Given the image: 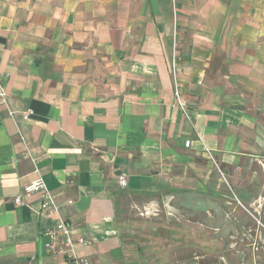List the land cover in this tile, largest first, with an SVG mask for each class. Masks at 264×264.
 Wrapping results in <instances>:
<instances>
[{
  "label": "crops",
  "instance_id": "0c3cea01",
  "mask_svg": "<svg viewBox=\"0 0 264 264\" xmlns=\"http://www.w3.org/2000/svg\"><path fill=\"white\" fill-rule=\"evenodd\" d=\"M0 83V264H71L13 203L38 177L90 264L130 214L264 223V0H0Z\"/></svg>",
  "mask_w": 264,
  "mask_h": 264
},
{
  "label": "rangeland",
  "instance_id": "374dc122",
  "mask_svg": "<svg viewBox=\"0 0 264 264\" xmlns=\"http://www.w3.org/2000/svg\"><path fill=\"white\" fill-rule=\"evenodd\" d=\"M185 217L122 216L120 264H264V223L259 220L228 235Z\"/></svg>",
  "mask_w": 264,
  "mask_h": 264
},
{
  "label": "built area",
  "instance_id": "2783aa9c",
  "mask_svg": "<svg viewBox=\"0 0 264 264\" xmlns=\"http://www.w3.org/2000/svg\"><path fill=\"white\" fill-rule=\"evenodd\" d=\"M174 76V73H173ZM174 76V96L177 106L181 110H185V102L182 100L179 86ZM6 93L0 83V105L5 106L8 109V102L6 99ZM9 116L13 115V112L8 109ZM32 111L28 110L22 113L23 119H28L32 115ZM185 147L190 146V141H185ZM117 184L119 187L124 188L126 186V180L119 176L117 178ZM31 193H39L41 200L38 208V215L46 216L53 220L54 224L51 228L44 231V236L48 238L45 244V250L48 255L57 256L60 255L69 261L71 264H90L85 258L78 256L76 248L79 245H86L87 241L77 234L76 230L66 223L60 216L59 205L55 197L49 192L42 178L38 177L29 185L22 188V191L15 195L13 203L16 206L23 205V196L30 195Z\"/></svg>",
  "mask_w": 264,
  "mask_h": 264
}]
</instances>
